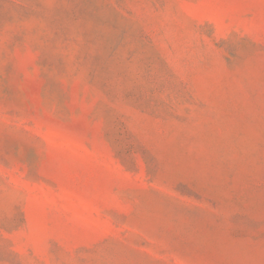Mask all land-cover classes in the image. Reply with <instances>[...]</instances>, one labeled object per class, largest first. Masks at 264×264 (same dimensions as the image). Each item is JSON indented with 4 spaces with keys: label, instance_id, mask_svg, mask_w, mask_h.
<instances>
[{
    "label": "rangeland",
    "instance_id": "1",
    "mask_svg": "<svg viewBox=\"0 0 264 264\" xmlns=\"http://www.w3.org/2000/svg\"><path fill=\"white\" fill-rule=\"evenodd\" d=\"M0 264H264V0H0Z\"/></svg>",
    "mask_w": 264,
    "mask_h": 264
}]
</instances>
